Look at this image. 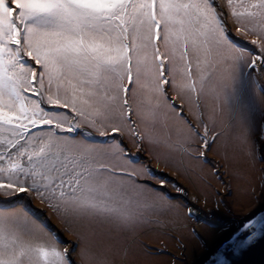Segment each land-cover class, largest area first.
<instances>
[{"label": "snow or ice", "instance_id": "obj_1", "mask_svg": "<svg viewBox=\"0 0 264 264\" xmlns=\"http://www.w3.org/2000/svg\"><path fill=\"white\" fill-rule=\"evenodd\" d=\"M226 17L237 34L254 37L256 51L230 38ZM242 67L264 68V0H0V197L34 196L81 227L142 221L150 205L138 173L115 163L128 155L120 141L62 133L87 125L101 137L128 134L187 152L200 133L186 121L190 135L179 145L150 134L162 107L182 115L164 86L175 87L179 74L198 109L212 96L220 111L223 95L235 114ZM208 133L205 124L203 147ZM61 243L30 209L0 207V264H74Z\"/></svg>", "mask_w": 264, "mask_h": 264}, {"label": "rangeland", "instance_id": "obj_2", "mask_svg": "<svg viewBox=\"0 0 264 264\" xmlns=\"http://www.w3.org/2000/svg\"><path fill=\"white\" fill-rule=\"evenodd\" d=\"M227 22L232 34L241 40V43L234 40L235 43L257 50L250 43L253 36L237 34L236 26L228 18ZM246 68H241L240 105L235 114H230L224 106L223 95L219 100L220 111L214 112L217 101L212 96L203 97L198 109L181 92L179 74L175 77V87L171 83L164 86L166 99L182 115L162 107L150 134L179 145L190 135L186 121L200 133L194 142L184 145L189 149L187 152L152 143L147 138L137 140L128 134L109 133L101 137L87 125L75 133H62L102 143H111L113 137L120 141L128 155L115 163L138 173L133 179L143 186L141 199L150 205L143 209L142 221L125 227L111 223L81 227L66 223L46 204L26 194L19 198L0 197V207L44 208L50 223L39 212H32L57 234L61 248L69 249L74 264H95L97 260L105 264H193L230 227L242 223L245 215L264 204V68L260 75ZM213 115L215 122L210 120ZM131 123L138 133L145 134V126L135 114ZM205 124L209 129L207 147L202 146ZM201 151L203 156L199 155ZM142 169H147V173ZM82 249L87 250L88 259L82 260Z\"/></svg>", "mask_w": 264, "mask_h": 264}, {"label": "water", "instance_id": "obj_3", "mask_svg": "<svg viewBox=\"0 0 264 264\" xmlns=\"http://www.w3.org/2000/svg\"><path fill=\"white\" fill-rule=\"evenodd\" d=\"M225 22L228 24L227 17ZM227 28L228 34L233 35L229 24ZM261 208L245 215L242 223L230 227L224 237L193 264H264V204ZM245 224H252V227L245 229ZM253 232H255V236L251 243L243 249L237 250L239 242L248 240Z\"/></svg>", "mask_w": 264, "mask_h": 264}, {"label": "flooded vegetation", "instance_id": "obj_4", "mask_svg": "<svg viewBox=\"0 0 264 264\" xmlns=\"http://www.w3.org/2000/svg\"><path fill=\"white\" fill-rule=\"evenodd\" d=\"M28 196V195H27ZM27 199L32 202V200L27 197ZM15 200H13L12 202H14ZM16 204V203H15ZM28 209H30L31 211H34V212H39L41 214V217L44 218L45 221H49L50 223V219L46 217V212H45V209L44 208H41V207H32L30 205H28Z\"/></svg>", "mask_w": 264, "mask_h": 264}, {"label": "bare ground", "instance_id": "obj_5", "mask_svg": "<svg viewBox=\"0 0 264 264\" xmlns=\"http://www.w3.org/2000/svg\"><path fill=\"white\" fill-rule=\"evenodd\" d=\"M230 36V38L234 41V40H238V42H240L241 43V40H239V39H236V37L234 36V35H229ZM236 44H238V43H236ZM243 44V43H242ZM239 45V44H238ZM240 46V45H239ZM240 47H243V46H240ZM245 68V67H244ZM246 69H248V68H246ZM250 69H252L253 71H255V73L257 74V75H260L261 73H262V70H263V68H261V67H256V68H250ZM245 71V70H244ZM250 71V70H249ZM262 209V208H261ZM260 210V209H259ZM226 233V232H225ZM220 240V239H219ZM61 246V245H60Z\"/></svg>", "mask_w": 264, "mask_h": 264}]
</instances>
